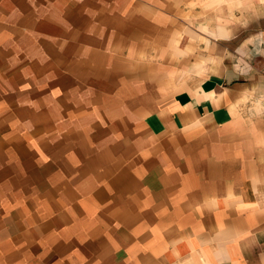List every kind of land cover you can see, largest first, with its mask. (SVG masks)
I'll list each match as a JSON object with an SVG mask.
<instances>
[{
	"label": "crops",
	"instance_id": "1",
	"mask_svg": "<svg viewBox=\"0 0 264 264\" xmlns=\"http://www.w3.org/2000/svg\"><path fill=\"white\" fill-rule=\"evenodd\" d=\"M154 1L0 0V264H264V0Z\"/></svg>",
	"mask_w": 264,
	"mask_h": 264
},
{
	"label": "rangeland",
	"instance_id": "2",
	"mask_svg": "<svg viewBox=\"0 0 264 264\" xmlns=\"http://www.w3.org/2000/svg\"><path fill=\"white\" fill-rule=\"evenodd\" d=\"M160 1H161V3H160ZM190 1L191 0H189V2ZM154 2L157 4V6H160L164 9H168L170 11L171 10L178 11V9L188 7L186 5L189 3L188 0H174V1L173 0H168V1L167 0H155ZM211 3L213 4L212 8L218 7L219 10L217 11V14L219 16V19L224 22L226 17L231 12L230 8H226V4L229 3V1H222L220 3L216 0H213ZM217 3H219L218 6H217ZM230 7H233V5Z\"/></svg>",
	"mask_w": 264,
	"mask_h": 264
}]
</instances>
